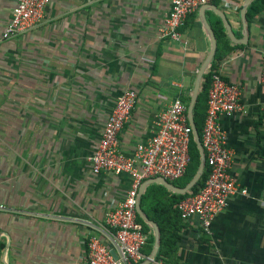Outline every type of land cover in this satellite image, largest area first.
Listing matches in <instances>:
<instances>
[{"label": "crops", "instance_id": "1", "mask_svg": "<svg viewBox=\"0 0 264 264\" xmlns=\"http://www.w3.org/2000/svg\"><path fill=\"white\" fill-rule=\"evenodd\" d=\"M243 1L212 0L188 15L185 47L160 37L170 0H50L40 26L10 38L3 32L16 0H0V264H88L89 235L112 244L104 219L129 177L94 174L89 157L124 90L137 92L118 134L125 153L151 136L174 98L189 103L211 49L204 18L216 38L206 69L242 89L244 111L220 117L238 190L206 233L197 217L179 218V193L146 185L139 206L147 221L138 216L148 241L138 264H264V0L250 2L244 30ZM214 10L244 43L229 39Z\"/></svg>", "mask_w": 264, "mask_h": 264}, {"label": "built area", "instance_id": "2", "mask_svg": "<svg viewBox=\"0 0 264 264\" xmlns=\"http://www.w3.org/2000/svg\"><path fill=\"white\" fill-rule=\"evenodd\" d=\"M211 1L170 0L160 37L181 41L187 47L188 42L181 32L186 18ZM49 3L50 0H16L3 36L10 38L40 26ZM207 83L206 109L199 134L206 176L197 191L180 199L175 207L180 219L197 217L202 230L211 233L215 217L228 206L229 198L238 190L231 172L232 151L227 146V132L220 123V117L243 112L244 104L241 86L225 80L215 67L209 70ZM258 83L264 89V49L261 51ZM136 101L134 89H126L117 96L96 148L89 157L94 174L105 171L127 175L129 186L116 208L109 211L104 219L102 228L112 244H106L94 234L87 238L88 264H138L145 259L142 249L148 237L136 211L139 187L149 178L162 177L169 181L182 178L191 160L193 134L187 117L188 105L179 97L157 113L150 137L137 143L129 153L120 150L118 134ZM4 209L0 203V210ZM111 249L115 251L116 258Z\"/></svg>", "mask_w": 264, "mask_h": 264}, {"label": "water", "instance_id": "3", "mask_svg": "<svg viewBox=\"0 0 264 264\" xmlns=\"http://www.w3.org/2000/svg\"><path fill=\"white\" fill-rule=\"evenodd\" d=\"M251 1L252 0H244L243 4H242V8L240 9V19H241V24H242V29L243 30L246 27V22H245L246 9H247V7H248V5L250 4ZM205 6H208V4L205 5ZM205 6H203V7H205ZM215 13L221 18L222 22L224 23V26L226 27V31H227V35H228L229 39H231V41H233L235 43H244L245 41H242V39L235 38L234 34L231 31L230 24L227 22V19L225 18L223 13L218 12V11H215ZM202 21H203V23L205 25V28H206V30L209 33L210 38H211V49H210L208 55L206 56V58L204 59V61L202 62L201 66H200V68L198 70V73H197V76H196V80L194 82L192 94H191V97H190V101H189L188 107H187L188 121H189V124H190V126L192 128L193 140H194V142L196 144V147L198 148V150L200 152V161L201 162H200L199 167H198L196 173L194 174V176L183 187H176L175 185L167 182V180L162 178V177H155L153 179H149L147 181H144L140 185V187H139V196H138V201H137V205H136V211H137V214L142 219H144L145 221H147V218L142 214V211H141L140 206H139V198H140L141 194L143 193V190H144L146 185H148L149 183H152V182H157V183H161V184L165 185L166 187H168L169 189L173 190L176 193L184 194V193L188 192L195 185V183L200 179V176H201V174L203 172V169H204V153H203L202 146H201L199 132H198V129L196 127V124H195L194 118H193V107H194V105H195V103L197 101V96H198L199 89H200V86H201V80H202L203 74H204L207 66L209 65V63H210V61L213 58V55L215 53L216 38H215V34H214L212 28L209 26L208 21L205 18L202 19ZM244 37H246V35H244ZM157 248H158V243L155 244L153 252L145 260L146 263H148L149 261L153 260L155 254L157 252ZM110 252H111V254L113 255L114 258L117 257V255H116V253H115V251L113 249H111Z\"/></svg>", "mask_w": 264, "mask_h": 264}, {"label": "trees", "instance_id": "4", "mask_svg": "<svg viewBox=\"0 0 264 264\" xmlns=\"http://www.w3.org/2000/svg\"><path fill=\"white\" fill-rule=\"evenodd\" d=\"M251 8H253V7H251ZM211 68H213L212 65L203 74L202 81H201V86H200L199 93H198V96H197V101H196V103H195V105L193 107V118H194V122L196 124V127L198 129L199 134L201 132L203 121H204V115H205V109H206V99H207V88H208V83H207L208 82V73H209V70ZM203 100H205L204 113L201 110L202 109ZM187 105H188V103H187ZM194 149H197L196 148V144H195L194 140L191 139V142H190V157H191V160H190V163H189V165L187 167V170H186L184 176L182 178H180L181 180L183 178H185V181L182 182L183 186L190 181V179L193 177V175L195 174V172L197 171L198 166H199V160H200L199 155H197V160L196 161H194L193 157H192V152H193ZM193 162H195V164H193ZM205 176H206V170L204 169L202 174H201V176H200V179L195 183V185L188 192H186L184 194H177V197H178L177 200L179 201L180 199L186 197L187 195L195 193L197 191L198 187L204 181ZM176 211H177V209H176ZM178 216H179V214H178ZM138 220L140 221V217L139 216H138Z\"/></svg>", "mask_w": 264, "mask_h": 264}, {"label": "rangeland", "instance_id": "5", "mask_svg": "<svg viewBox=\"0 0 264 264\" xmlns=\"http://www.w3.org/2000/svg\"><path fill=\"white\" fill-rule=\"evenodd\" d=\"M197 148V147H196ZM197 155H199V157H200V152H199V150H198V148L197 149H194L193 150V152H192V157H193V160L194 161H196L197 160ZM200 160H199V164H200ZM193 164H195V162H193ZM191 167V166H190ZM199 167V166H198ZM196 173V172H195ZM194 176V175H193ZM185 181V178H183L182 180H181V182H184Z\"/></svg>", "mask_w": 264, "mask_h": 264}]
</instances>
